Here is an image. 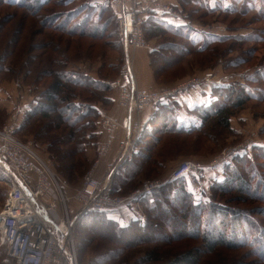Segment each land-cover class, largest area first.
Returning a JSON list of instances; mask_svg holds the SVG:
<instances>
[{"label": "rangeland", "instance_id": "obj_1", "mask_svg": "<svg viewBox=\"0 0 264 264\" xmlns=\"http://www.w3.org/2000/svg\"><path fill=\"white\" fill-rule=\"evenodd\" d=\"M1 1V0H0ZM94 0H77L68 6L65 5V0H54L51 4L43 7L32 17V11L20 7H11L1 5L0 7V26L3 24V39L1 46L5 47L13 38L20 39L15 48V54L11 57L14 59L16 65H8L13 73L5 72L0 75V130L8 125L12 117L17 115L18 111H23L24 105L32 102L46 103L44 95L50 83L55 79L54 77L45 78L43 75L41 79H36L37 74L34 71H41L44 69V64L40 60L47 61V56L52 53V50L46 48L44 50H34L33 45H41L47 42L59 44L60 49L55 58L59 59V55L63 53L66 65L62 67L57 66L58 71L69 69L72 71L83 72L89 76H93L99 81L109 84L112 81L123 78V69L125 64L124 46L120 43V26L119 22L114 21L111 13H107L105 18H112V25L110 32L112 35L106 37L102 41H94L90 39L68 38L62 35L59 31L53 32L45 29L42 26L43 19L50 15L62 14L68 10L77 8L83 9V5L93 2ZM166 5L173 6L181 15L178 21H167L160 15L157 17L163 24L164 31L154 30L149 23L144 26V40L147 48H137L132 51L133 74L140 89L138 80L135 75L136 55L140 50H156L161 46L166 45H185L187 42L176 35H172L169 28L171 27L176 32H185L190 37H195L198 42H202V34H216L227 38L225 43L220 45V48L225 50L222 55L223 61L214 62L215 66L202 68L204 65L199 64L195 54L187 56L177 65L167 69L161 74L159 79L155 80L161 88L148 90L157 91L172 87L184 80L196 77H202L207 72H213L215 78L209 84H220L221 86H233L237 91L256 92L259 98H248L245 105L239 110L236 109L235 116L231 118L229 129H225L223 125L211 119L205 129L200 134L194 133L192 136L185 135H159L162 138L159 144L155 147L154 156L161 163L164 164L158 170V166L151 169L153 165H147L143 172L139 173L132 184L124 188L123 195L128 196L134 191L140 189L146 180H161L168 182L175 169L186 160H193L196 162L210 163L212 160L222 156L226 151L249 141L263 140L264 141V0H249L245 6L237 3L240 0H209L208 2H201L200 4L191 3L189 0H174L173 3L164 2ZM185 1V2H183ZM242 1V0H241ZM20 5L30 6L32 0L25 2L24 0H17ZM24 2V3H23ZM229 12H225L227 8ZM226 8V9H224ZM237 9V11H235ZM262 10V11H261ZM220 11V12H219ZM262 12V13H261ZM7 22H3L4 20ZM59 24V23H58ZM173 30V31H174ZM20 32V33H19ZM40 33V35H38ZM1 35V36H2ZM52 35V39H47ZM12 38V39H11ZM11 39V40H10ZM16 41V42H17ZM68 43L73 44L70 50H67ZM1 47L0 50L3 48ZM11 49L8 50L10 52ZM152 53V52H151ZM150 53L149 61L153 62L152 58H157L153 53ZM28 54L37 56L34 60L35 66L26 67L32 70L31 76L27 75V69H21V64ZM62 54V55H63ZM176 53L171 50L167 51V55L176 56ZM158 59V58H157ZM156 60V59H155ZM236 61L237 67H230V62ZM217 62H219L217 64ZM20 66V67H19ZM37 66V69H36ZM156 66H160L157 62ZM32 67V68H31ZM151 67V66H150ZM153 67V66H152ZM151 67V68H152ZM37 71V72H38ZM154 72V71H153ZM253 75V76H252ZM155 76V74H154ZM92 77V78H93ZM256 77L257 81L250 82V78ZM204 88L209 87H201ZM77 97L70 101L90 102L92 105L99 107L106 106V96L112 94L118 96L119 91L113 88L111 92H103L101 88L95 89H73ZM93 92V93H92ZM213 86H210L206 97H209L211 102L213 96ZM197 98H204V93L199 90ZM215 96V95H214ZM92 98V99H91ZM104 98V99H103ZM236 98V97H233ZM96 99V100H95ZM226 101L224 99L222 102ZM238 101V99H237ZM236 101V103H237ZM231 102V101H230ZM29 105V106H30ZM62 105H60L61 107ZM119 106V105H118ZM32 108V107H31ZM125 110V109H123ZM28 111V110H27ZM107 113V112H106ZM26 112L21 114L23 120ZM125 115V114H124ZM141 116V115H140ZM124 117V116H123ZM41 119L40 117H38ZM114 118V117H113ZM118 122L121 118H115ZM141 120V117H140ZM199 124V122H198ZM99 125V123H98ZM105 133L104 138L97 139L95 135L90 139L91 145L85 154L80 155L76 160L77 171L72 180H67L58 176L62 186V193L67 199V204L72 212L71 216L77 213L79 205L74 200L75 191L81 187L83 178L91 169L94 160L97 159L100 148L107 143L109 136L106 129L100 123L98 128ZM123 130L119 128L117 131ZM143 126L138 138L134 134L128 138L125 136L124 143L119 149L121 153L126 152L125 158L118 165L123 166L127 156H130L137 148H144L145 143H140L145 138L141 137ZM116 131V132H117ZM115 132V134H116ZM86 135L91 134L89 131ZM152 133V132H151ZM156 132L153 131L152 136ZM20 141H32L36 152L48 162L54 174H56V166L58 163L47 152V145L43 141H37L28 129H23L17 135ZM115 137V135H114ZM98 140L99 144L94 149V144ZM143 141L154 145L156 142L150 139ZM114 140L110 149L112 148ZM127 148V151L124 148ZM262 148L264 146H253L245 154L244 158L249 160L246 164H238V162L231 160H224L219 165L212 167L213 175L207 179L206 186L201 187L195 191L198 197L196 200L200 207L205 206L206 209H214L217 216L226 217L230 211L239 213L245 218L246 225L244 228L245 234L250 237V243H244V238L239 240V245L228 247H217V251L210 253L207 244L209 239L203 240L200 237L182 236L185 239L180 240H163L164 237L172 238L173 232H179V226L175 225L170 218L163 220V228L155 229L151 234H143L142 231L133 230L124 235L125 240H131L132 243L119 242L116 235L113 233L112 226L94 227L86 226L90 220L84 218L78 223L75 232L76 250L78 256V264H167L177 255L187 252L189 250H201L203 252L200 264H264V237L262 231L264 230V160L257 156L254 148ZM130 154V155H129ZM251 163H254L253 167ZM238 166L241 175L251 180V183L256 186L255 192L258 191V196L249 195V193H242L239 191L228 192L225 189L213 190L212 186L216 182H222L225 179V173ZM248 170V171H247ZM257 175L253 176L252 173ZM211 175V174H210ZM62 176V175H61ZM115 178V177H114ZM204 178V177H203ZM7 177L0 170V208L7 191L9 190ZM199 182L198 178H193L190 182H185V188L192 189L194 184ZM260 199H257V198ZM179 205V204H178ZM173 206L168 204V209L172 211L174 208L179 212L180 205ZM181 209H185L182 208ZM119 209H110L102 213L101 216L108 217L109 214L120 213ZM217 210V211H216ZM218 210L220 213H218ZM63 211V210H62ZM175 211H173L175 214ZM172 212L173 215H175ZM188 214V213H187ZM206 219V217H204ZM158 223V221H157ZM156 223V224H157ZM159 224V223H158ZM173 224V229L171 228ZM164 225H167L164 228ZM194 225V223H193ZM191 225V227H193ZM161 227V226H160ZM193 228L187 230L192 232ZM225 230H228L225 228ZM164 233V234H163ZM264 233V231H263ZM164 235V237L162 236ZM181 238V235H180ZM140 239V240H139ZM208 243H207V242ZM227 245V244H226ZM112 252L118 253L117 257L112 256ZM155 254L154 259L144 262L147 254ZM157 256V257H156ZM111 258H115L112 259ZM117 258V259H116ZM110 260V261H109ZM143 260V261H142ZM0 264H12L7 257V246L1 241L0 237Z\"/></svg>", "mask_w": 264, "mask_h": 264}, {"label": "trees", "instance_id": "obj_2", "mask_svg": "<svg viewBox=\"0 0 264 264\" xmlns=\"http://www.w3.org/2000/svg\"><path fill=\"white\" fill-rule=\"evenodd\" d=\"M24 1L28 2L30 0ZM60 1L62 2L64 0ZM75 1L77 0H65V5L68 6ZM189 1L191 3L200 4L201 2H208L209 0ZM52 2H54V0H32V5L26 7L25 5H20L17 0H1L0 7L1 5H7L11 7L25 8L32 11V17H35V14H37L39 10ZM247 2H249V0H240V2L237 3L245 6ZM82 7L83 9L77 8L74 10H68L62 14L53 13V15L43 19L42 26L44 30L48 29L53 32L59 31L62 35L68 38L76 37L79 39H90L94 41H102L103 39L105 40L106 37H110L112 35L110 32L112 18L114 21L117 20L115 10L111 5L110 0H94L91 3L87 2ZM235 11H237V9H235ZM225 12H229V8H227ZM107 13H111L112 18L110 17L106 19L105 15ZM160 15L168 16L165 14L150 13L145 17L144 26L149 23L154 30L165 32L166 30L163 28L164 23L157 19ZM7 21L8 20L5 19L3 22L5 23ZM3 25L0 26V44L3 39ZM169 30H172V35H176L186 41L187 46L163 45L158 49V51L157 49L151 50V54L153 55L154 53L158 58H155L156 60L152 58L153 62L150 63V66H153L152 70L154 71L156 79H159L164 71L177 65L180 61L192 54L198 55L197 60L199 64L204 65L202 68L210 67L212 64L215 66L214 62L218 60L219 62L223 61L222 55L225 53V50L221 49L220 45L225 43L227 40L225 36L202 34L201 37L203 38V41L200 43L195 37H190L185 32H176L177 30H174L171 27ZM40 33L41 32H39L38 35H40ZM51 36L52 35L47 36V39H52ZM119 38L123 47L122 39L120 36ZM11 41L12 42H9L5 47L0 45V48L3 47L0 50V75L5 72L14 74V71L10 70V68L7 67V64L12 65L13 67L16 65L14 59H11V57L15 54V48L21 40L19 39L17 41V38H13ZM67 44V50H70L73 44L70 45L68 42ZM59 46L60 45L55 43L53 40L51 43L47 42L38 46L33 45L32 47L34 50H44L46 48L52 50V53L47 56V61H44L43 59L40 60L43 64L45 63L43 66L44 69L41 71L37 70L38 72L34 71L37 74L36 79H41L42 75L45 78L54 77L55 79L50 83L45 92L44 98L46 103L40 102V100L37 103L32 102V106L28 103L24 106L23 111L17 112L18 129L16 134L18 135L20 131L26 128L32 133V135H34L37 141H43L45 145H47V152L58 163V166H56V177L58 178L59 176L60 179L61 177H65L69 181L72 180L74 177L73 175H76V160L80 155L85 154L87 149L92 146L89 141L94 138V132L96 128L98 129V126H100L101 120V114L95 105L85 101H70L72 98L75 99L77 97L76 93L73 92V89L85 90L88 88H101L105 93L111 92L113 87L103 81L95 80L83 72L72 71L69 69L58 71V68H56L57 66L62 67L63 64L66 65L65 60H63L65 57L63 53L59 55V59L54 56L55 54H58V50L56 49L57 47L60 49ZM9 49H11L10 52H8ZM171 50L176 53V56L167 55V51ZM34 60H37V56L34 57L32 54H28L21 64V69L24 71V69L28 66H35L33 63ZM157 62L160 63V66L158 67L156 66ZM219 62H217V64ZM237 64L238 63H236V61H231L230 67H237ZM26 71L27 73H30L27 74L30 76L34 73L30 69H27ZM248 81L255 82L257 81V78L253 77L250 78V80L248 79ZM204 86H213L214 92L212 97L215 98H212L209 104L197 106L194 110H192V115L195 120H192L187 124H183L178 128H174L177 126L175 121L171 124L168 122L159 130L156 129L154 136L151 135L153 132L148 134L146 131L143 132L142 130L141 137L146 135V139H150L156 143L154 145H150L149 142L143 141L145 138L142 141V138L140 139L139 144L145 143L144 148L142 147V149L138 152L133 153L131 160L126 161L123 166L119 168L113 181V194L123 195L124 188L132 184L136 176L143 172L147 165H153L151 168L153 171L157 166L158 170L164 166L163 163L155 158L153 151L162 139L158 138V133H160V135H171V132L174 131L172 135H185L187 137L192 136L194 133L200 134L211 119H215V121L221 123L225 129H229L231 118L235 116L236 109L240 110L243 105H245L248 98H259L255 91H248V88H244L245 91H237L233 88V86L226 87L221 86L220 84L209 83L203 84L200 87ZM105 99L106 101L104 102H106L105 104L107 106L111 103V99L109 96H106ZM224 99H226V101L222 102ZM171 103V101H168L166 103H160L154 107H169V104ZM60 105L62 106L60 107ZM25 112L26 114L22 120L21 114H24ZM87 131L91 134L86 135L85 132ZM254 150L256 151L257 156L264 160V149L256 147ZM233 159L235 162L237 161L238 164H246L249 162V160L247 161V159L244 158V155L234 157ZM251 164L253 167H257L254 163ZM239 171L238 166H234V168L230 171L228 168L225 173V179L222 182H216L212 186V189H225L228 192L239 191L244 194L249 193V195L258 196V191L255 192L256 186L251 183L250 179L243 177ZM252 175L257 177L255 172L252 173ZM187 177L196 178L194 175H187L171 183H166L162 187L151 192L139 202L141 210L138 209L134 203L125 205L131 208L137 216V220L131 222L127 226H121L109 217L101 216V214L106 211L85 215L83 218L85 220H90L86 226L91 225V227L94 226L98 229L102 226H112L113 233L116 235L119 242H127L130 244L132 243L130 242L131 240H125L123 237L124 235L133 230L142 231L143 234L148 235L156 233L154 230H160L163 228V220L168 217L172 222L175 221V225L179 226L180 231L175 232L174 230L172 238H166L162 235L164 237L163 240L173 239L176 241L185 239V237H182L184 235L189 236L190 238L200 237L203 240L210 238L209 243L206 241L208 243L207 246L210 253L217 251V247L220 246H237L239 245V240L242 238H244V243H250V237H248L244 231L246 225L245 218L239 213L232 211H230L226 217H221L216 215L217 212H215L214 209L208 210L205 206L200 207L199 204L201 203H197L198 201L196 200L194 194L185 188V178ZM200 179L202 178H198V180ZM262 191H264V186L262 187ZM257 199L260 198L258 197ZM168 204L173 206L179 204V212H176L174 208H171L172 211L168 209ZM181 206L185 209H181ZM173 211L178 214H175ZM172 212L175 215H173ZM218 213H220L219 210ZM142 214H144L143 219H141ZM204 217H206V219H204ZM191 225H193V227H191ZM166 226L167 225H164V228H166ZM172 226L173 224H171V228L173 229ZM191 228H193L192 232H187V230H190ZM225 228L228 230H225ZM263 231L262 235L264 237ZM117 254L118 253L112 252L113 257H117ZM202 254L203 252L201 250H189L177 255L167 264H200ZM154 257L155 254H147L144 258V262L151 261ZM112 259L115 258H111V260Z\"/></svg>", "mask_w": 264, "mask_h": 264}, {"label": "built area", "instance_id": "obj_3", "mask_svg": "<svg viewBox=\"0 0 264 264\" xmlns=\"http://www.w3.org/2000/svg\"><path fill=\"white\" fill-rule=\"evenodd\" d=\"M110 3L120 26L125 64L123 78L109 85L118 89L116 102L125 109V115L121 122L105 112L101 115L100 123L109 139L100 148L81 187L74 193V200L79 205L76 214L71 216L61 183L51 165L36 152L32 141L18 139V115H14L11 122L0 130V170L7 177L9 187L0 208V237L7 246V257L12 264H78L75 232L85 215L118 209L130 203L141 210L139 202L166 183L187 175L203 178L208 168L226 159L243 156L253 146H264L263 140H252L226 151L210 163L186 160L175 169L168 182L146 180L140 189L128 196L113 194V181L120 165L115 168L108 166L102 179H97V171L110 151L115 132L122 128L128 138L133 134L138 138L142 127L140 115L144 110L210 83L215 76L207 72L202 77L194 76L169 88L157 91L140 89L133 74L132 51L147 48L145 17L157 13L177 19L180 13L161 0H110ZM125 156L126 152L120 162Z\"/></svg>", "mask_w": 264, "mask_h": 264}, {"label": "crops", "instance_id": "obj_4", "mask_svg": "<svg viewBox=\"0 0 264 264\" xmlns=\"http://www.w3.org/2000/svg\"><path fill=\"white\" fill-rule=\"evenodd\" d=\"M164 2L173 3L174 0H163ZM175 2V1H174ZM212 2V0H211ZM164 19L167 21H178L179 18H173L171 16H163ZM217 34V33H216ZM221 35V34H220ZM151 53V50H140L136 55V64H135V75L138 80V83L140 87L143 89L148 90H154L161 88L159 84H157L154 76V72L152 68L150 67V61H149V55ZM93 77V76H92ZM96 79L95 77H93ZM98 80V79H97ZM208 87V86H204ZM209 88H196L188 93L182 94L177 96L175 99H173L171 104H169V107H149L146 110H144L141 114V123L143 126V132H147L148 134L155 131L156 129H160L163 125L167 124L168 122L171 124L175 121V124L177 125L174 128H178L183 124H187L192 120H195L194 116L192 115V110H194L197 106L203 105V104H209L210 100L209 97H206V93H208ZM199 90H201L205 96L204 98H197L198 94H196ZM2 92V91H0ZM197 95V96H196ZM111 99L110 106L105 107H99L96 106L102 115L104 112L114 118H123L125 114V110L118 106L116 99L117 96L112 94L109 96ZM1 101V98H0ZM26 105V104H25ZM24 105V106H25ZM156 132V131H155ZM160 132V131H158ZM174 131L171 132V135ZM95 135L97 136V139L100 140L101 138H104L105 133L100 127V129L96 128ZM160 135V133H158ZM168 135V134H163ZM125 136L127 134L124 130H119L116 132L114 137V143L112 148L110 149L108 155L106 158H104L101 161V164L97 171V179H102L107 174L108 166H119V160L121 153L119 154V149H121V145L124 143ZM100 138V139H99ZM98 140H96L94 144V149L97 148V145L99 144ZM139 151V148L133 151V153H136ZM132 153V154H133ZM127 156L124 163L126 161L131 160V156ZM130 158V159H129ZM120 166L118 167L117 171L119 170ZM213 170L211 168H208L206 170V176L199 180L197 184H194V187L192 189H189L195 196V198L198 197L197 191L201 185L206 186L207 179L213 175ZM211 174V175H210ZM186 182H190V180H193V178L187 177L185 178ZM120 213L117 214H109L108 217L112 219L113 221L119 223L121 226H127L131 222L137 220L136 213L132 211L131 208L128 206H122L118 210ZM49 217V216H47Z\"/></svg>", "mask_w": 264, "mask_h": 264}]
</instances>
